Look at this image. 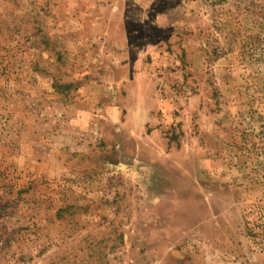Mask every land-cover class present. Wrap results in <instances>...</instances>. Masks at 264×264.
Returning a JSON list of instances; mask_svg holds the SVG:
<instances>
[{"label": "rangeland", "instance_id": "obj_1", "mask_svg": "<svg viewBox=\"0 0 264 264\" xmlns=\"http://www.w3.org/2000/svg\"><path fill=\"white\" fill-rule=\"evenodd\" d=\"M0 264H264V0H0Z\"/></svg>", "mask_w": 264, "mask_h": 264}, {"label": "crops", "instance_id": "obj_2", "mask_svg": "<svg viewBox=\"0 0 264 264\" xmlns=\"http://www.w3.org/2000/svg\"><path fill=\"white\" fill-rule=\"evenodd\" d=\"M179 10L178 7L173 8L170 12L163 14L162 16L159 17L157 20V23L159 22L161 25L165 26L164 23L166 24H172L173 19H175L174 14ZM171 12L173 14H171Z\"/></svg>", "mask_w": 264, "mask_h": 264}]
</instances>
